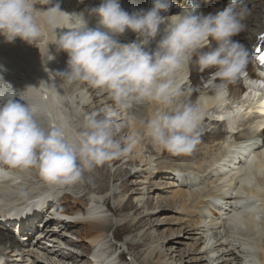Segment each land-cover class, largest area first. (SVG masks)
<instances>
[{"label": "bare ground", "instance_id": "6f19581e", "mask_svg": "<svg viewBox=\"0 0 264 264\" xmlns=\"http://www.w3.org/2000/svg\"><path fill=\"white\" fill-rule=\"evenodd\" d=\"M125 1L138 3L140 0ZM195 2L194 14L206 16L223 10L229 1L195 0ZM100 3L101 0H52L51 5H44L41 0H36V8L46 9L59 4L61 11L82 12L85 19L92 23L91 27H94L97 18L90 14V9L99 6ZM119 3L122 8L123 0H119ZM245 3L248 11L242 20L243 30L231 39L249 52L257 35L264 31V0H245ZM189 6V0H170V10L162 16L179 14ZM37 17L42 25V34L33 44L20 38L9 43L0 36V77L11 88L20 87L14 99L19 101L22 93L27 102L38 108L37 118L42 126L48 127L50 124L63 122L70 137L83 130L85 115L95 112L99 117H103L111 110L115 113L113 119L117 125L115 138L121 141L122 146H127L129 143L132 146L128 152L109 161L110 168H116L114 172L110 169L113 175L107 173L100 175L99 170L107 172L108 169L104 162L91 170H85L79 181L69 185H51L43 180L35 169H10V175L0 178V264H122L115 263V256L109 252L111 248H106L105 245L108 234L113 228H116L117 232L129 228L130 236L125 244L133 252L134 264L139 261L141 264H183L185 255L182 256L180 263L169 259L164 249L165 245L163 246L156 237L151 222L146 223L145 218L151 214L149 207L152 206L153 201L158 203V208L169 210L171 213L169 220L178 226L172 235L181 234L177 241H190L184 243L187 247V251L184 250L186 257H190L189 263L240 264L244 261L239 256L240 249L243 248L247 254V264H250L251 249L255 251V256L261 264H264V219L262 221L260 218L256 219L253 214H248V226L240 229L235 226V216L231 215L233 211L237 215L243 213L244 211L240 209L245 204L242 207L238 206L243 201L246 203L250 198H254L253 203L257 202L264 210V102H251L258 95L260 97L264 89L250 79L252 84L254 83L253 87L247 86L244 80L248 79H241L238 76L235 81L225 82V94L222 99H217L214 88L207 82L210 73L215 69L201 73L194 63L186 65L176 73L175 78L182 82L183 95L174 103L199 104L204 111L198 127L199 142L192 150L190 164L185 167L194 177L184 175L183 168H176L172 162V169L159 167L155 171V168L151 167L147 170L150 164L155 163L153 156L162 158L169 155V152L154 145L151 146L153 150L149 158H143L144 153L141 149L145 140L151 138L147 135L146 123L155 112L166 110L167 106L154 100L131 99L126 102V107H120L107 91L94 88L87 82H68L66 78L60 77L56 72L67 70V53L58 51L56 45L52 43L54 32L45 23L41 12L38 11ZM160 27L165 25L162 24ZM55 31L59 34L67 29L58 28ZM162 35L161 30L160 35L149 44V50H152L150 45L155 40L159 41ZM115 39L120 43H129L137 40L138 37L136 34L132 38L123 39L121 34ZM212 46L215 47V42ZM249 54L251 57L253 52ZM248 62V68L251 70L253 63L252 61L250 63V59ZM215 83L221 82L217 80ZM2 92L7 93L5 89L0 90V93ZM220 119L226 121L228 128L253 132L255 137L249 139L250 137L243 135H234L230 140L222 130L221 124L216 126ZM206 124L214 126V129L221 127L218 133L211 136L210 143L215 149L207 142L210 134L202 132ZM139 131L142 132V137L137 135ZM229 131L231 132V129ZM249 150L252 151L247 152ZM215 151L217 153H214ZM244 153L249 156L248 160ZM238 154H242L250 165L257 154L262 161V164L259 162L260 173L252 172L246 176L244 190L233 189L229 182L244 168L242 165L234 166L238 161ZM171 156L172 159L180 156L179 161H186L185 154H171ZM246 167L250 168L247 164ZM224 169L229 172L222 177L219 172ZM145 171L150 182L132 185L126 183L127 178L134 179ZM177 175L179 182L175 185L172 180H175ZM199 176L207 184L201 182ZM213 176L219 178L212 181ZM167 177V180L172 181L170 185L166 182L156 183L158 179ZM119 182H122V186L114 189L115 183ZM130 186L141 187V190H135L138 196L132 201L127 197L128 194L123 195L129 190L132 191ZM219 187L223 191L220 195L217 193ZM227 189L234 191L231 193ZM42 194H48L50 197L62 195V201L67 209L66 220L50 221L45 225V230L35 235L34 226L37 219L31 224L32 227L21 229L19 231L21 235L23 234L21 241L18 239L14 242V239H10L6 234L15 236L12 227L16 226L11 224L4 228L7 224L2 218L12 210L23 213L31 206L30 200ZM214 200L221 203L219 211L223 210L227 215L230 214L231 219L227 215L221 217V213L212 209L210 214L195 210ZM37 201L42 200L38 198ZM111 201L114 205L117 204L114 208L117 213L110 210ZM80 206H82L81 210ZM129 209L136 214L138 211L140 213L129 221L127 219L115 221L108 215L110 211L120 215ZM208 217L210 219L205 220ZM122 221L126 225L121 226ZM148 225L149 228L146 229ZM209 230H216V234L211 235L212 231ZM209 239L212 241L210 245L207 243ZM58 243L72 245L77 251H64ZM147 243H150V246ZM144 247H146L144 253L138 256L137 250ZM85 252L90 253L89 259L86 258ZM30 254L34 256L31 255L30 258ZM124 257V255L120 256L122 259Z\"/></svg>", "mask_w": 264, "mask_h": 264}, {"label": "clouds", "instance_id": "9594fccd", "mask_svg": "<svg viewBox=\"0 0 264 264\" xmlns=\"http://www.w3.org/2000/svg\"><path fill=\"white\" fill-rule=\"evenodd\" d=\"M41 3L51 5L52 0ZM189 5L166 17L160 13L168 11L170 0H153L150 10L134 14L122 10L119 0H101L90 9L97 18L93 28L82 12L61 11L59 4L38 10L36 0H0V36L9 43L20 38L33 44L42 34L37 17L41 12L54 32L52 43L68 56L67 70L56 74L68 82H87L107 91L120 107L131 99L165 104L166 110L155 112L146 123L147 135L164 151L187 154L199 142L204 111L199 104L174 103L183 95L176 73L191 63L201 73L215 69L207 82L217 99H222L225 82L242 75L250 59L249 52L231 39L243 30L248 11L245 0H229L223 10L206 16L194 14L192 0ZM162 24L163 35L155 49L149 50ZM58 28L67 31L57 34ZM126 30L138 39L118 42L115 37ZM217 80L221 83L216 84ZM0 81L8 85L2 77ZM15 96L12 90L10 95L0 93V178L10 175V169H35L51 185H69L79 181L85 170L131 149V143L122 146L115 138L117 125L111 110L103 117L95 112L85 115L83 130L70 137L63 122L42 126L38 108L22 93L19 101Z\"/></svg>", "mask_w": 264, "mask_h": 264}, {"label": "rangeland", "instance_id": "374dc122", "mask_svg": "<svg viewBox=\"0 0 264 264\" xmlns=\"http://www.w3.org/2000/svg\"><path fill=\"white\" fill-rule=\"evenodd\" d=\"M223 1H226V2H228L229 0H223ZM218 7V6H217ZM244 82L247 84V86H251V87H253V84H252V82L251 81H246V80H244ZM246 111V110H245ZM246 112H248V111H246ZM222 118V117H221ZM221 121H217L218 122V124L216 125V126H219V124H221V127H222V130L224 131V132H226V135L228 136V138L230 139V138H232L234 135H240L241 134V131L242 130H239V131H236V129L235 128H228L227 126H226V121H223V119H220ZM208 127H211V126H209V124H206V127L204 126V130L202 131L204 134L207 132L208 134H210V135H208L209 136V138L207 139L208 141V143L210 144V145H213L212 143H210V140H212V135H214V134H216V133H218L219 132V130H221V127L220 128H218V129H214V126H212L210 129H207ZM229 129H231V132L229 131ZM228 132V133H227ZM204 134H202V135H204ZM139 137H142V132L141 131H139L138 132V134H137ZM145 144H144V146L141 148L142 150H143V158H145V157H147V158H149V154L151 153V151L153 150L152 149V147L151 146H154V145H156L154 142H153V140L151 139V138H148V139H146L145 140V142H144ZM194 148H196V146L194 147ZM213 149H215V147H214V145H213ZM168 153V152H167ZM214 153H217L216 151L214 152ZM185 157L188 159L187 161H184V163H186L187 165H189L190 164V160H191V158H192V152L191 153H187V154H185ZM153 160L155 161V163H153V164H150L149 165V167H148V169L147 170H149V168H155L154 170L155 171H157L158 170V168L159 167H169V168H171V162H173V161H175L174 159H172V156H171V153H169V155H167L166 157H162V158H160L159 156L157 157V156H153ZM106 163V165H107V167H108V169H107V172L106 171H102V170H99V172L101 173L100 175H105V173H107V174H112L111 173V171H115L116 170V168L115 167H111L110 168V163H109V161H106L105 162ZM177 167H181V168H183L182 169V171H183V173L187 176H192V177H194L192 174H190V172H189V170H186L185 169V167H186V165L185 166H180V164H178L177 165ZM197 167V166H196ZM133 168L134 169H137V167L136 166H133ZM110 169H112L111 171H110ZM172 169V168H171ZM146 170V171H147ZM146 171L144 172V173H142V175L141 176H137L136 178H134V179H128L127 178V180H125L126 181V183L127 184H129L130 183V185H132V184H134V183H138V184H140L141 182L142 183H148V182H150L149 180H147L148 179V175L146 174ZM220 174V176H225V174L223 173V172H220L219 173ZM113 175V174H112ZM219 177H212V181H216L217 179H218ZM165 180H167L168 179V177L167 178H164ZM164 179H158L157 181H156V183H162V182H166V183H168V185H170L171 184V180L169 181V180H167V181H165ZM130 180V181H129ZM199 180H201V182H204L203 181V178L201 177V176H199ZM211 181V180H210ZM170 182V183H169ZM205 184H207L206 182H204ZM215 186H216V184L215 183H213ZM159 185V184H158ZM115 188L114 189H117V187L118 188H120L121 186H122V182H119V183H115ZM142 188H144V187H142ZM130 189H132V191H130L129 190V192L128 193H125V194H123L124 196H126L127 194H128V198H131V200L130 201H132V199L133 198H135V197H137L138 196V194L136 193V191L135 190H137V189H140L141 190V187L139 188V187H137V188H135L134 186H130ZM206 190H208V189H205V191ZM223 191H222V188H218V194L220 195L221 193H222ZM234 202V201H233ZM219 204V203H218ZM117 205V204H116ZM116 205H114V202L113 201H111V203H110V206H109V208H110V210L112 209L113 211H114V208H116L117 206ZM159 206H158V203H156L155 201H153V204H152V206H150L149 207V211H150V216H147L146 218H145V220H146V223H150L151 222V227H153L152 229H155V233L157 234V238L161 241V244L164 246V249L166 250V253H167V255H168V257H169V259H172V261H179L178 263H180V261H181V258H182V256H184L183 257V264H192V263H189L188 261H189V258L188 257H186V251H187V247H186V243H188V242H190V241H188V240H185V241H183V242H180V241H177V238H180V235L181 234H176L175 236H173L172 235V233H173V231L174 230H176V229H178V226L174 223V222H171L170 220H169V218H170V216H171V213L169 212V210H165V209H162V208H158ZM201 207H199V208H197V209H195L196 211L197 210H199ZM79 209L81 210L82 209V206H80L79 207ZM109 210V211H110ZM136 210V209H135ZM108 211V210H107ZM133 210H131V209H129L128 211H124V212H122L120 215L119 214H117V215H115V214H113V213H110V212H108L109 214V217L112 219H114L115 221L116 220H125V219H127V221H129V219H131V218H135L136 217V215H138L139 213H140V211H138V213L136 214L135 213V211H133ZM114 212H116V211H114ZM218 212L219 213H221L222 215H224L225 217H226V215H227V213L225 212V214H224V211L222 210V211H219V208H218ZM117 213V212H116ZM233 213H234V211H233ZM230 215V214H229ZM229 215H227L228 217H229ZM167 217V218H166ZM259 218H260V220L262 219V221H263V219H264V210H261L260 211V215H259ZM154 220H156V221H154ZM167 222V223H166ZM171 222V223H170ZM161 223V224H160ZM173 223V224H172ZM206 223H209V222H206ZM172 224V225H171ZM209 224H211V223H209ZM37 225H38V230H37V232L36 233H41L42 231H43V225H41L39 222H37ZM40 225V226H39ZM124 225H126L125 224V222H123L122 221V223H121V226H124ZM80 226H82V225H80ZM79 226V227H80ZM41 230H40V229ZM149 228V225L146 227V229H148ZM209 228H211L210 226H209ZM15 231H16V228H13ZM36 229H37V226H36ZM210 232L212 231V233H211V235H215L216 234V230H209ZM129 228H126V231H124V230H120V232H117L116 231V228H113L110 232H109V234H108V238H107V240L105 241V245H106V248H111V250L109 251L111 254H113L114 256H115V260H116V262L115 263H118V262H121L122 264H134L133 263V252L132 251H130V249H129V247H127V245L125 244L126 243V241H128V236H130V234H129ZM163 233V234H162ZM179 235V236H178ZM172 238V239H171ZM58 239V238H57ZM166 239V240H165ZM14 242H17L16 240L14 241ZM185 243V244H184ZM66 243H58V245L59 246H62V250H64V251H67V252H69V251H74V250H76L77 251V249H76V247L75 248H73L72 247V245H68V244H66ZM149 246H150V243H147ZM148 246V247H149ZM176 246V247H175ZM181 246V247H180ZM184 246V247H183ZM146 247H144V248H141V249H139V250H137V252H136V254L138 255V256H141L143 253H144V249H145ZM184 250H186V251H184ZM236 250H238V248H236ZM78 251H79V249H78ZM175 251V252H174ZM184 251V252H183ZM243 251V252H242ZM240 252L241 253H239V256H241V257H246L247 258V254H246V252H245V250L243 249V248H241L240 249ZM88 254H90V253H88ZM88 254H86V252H85V256H87L86 258H88L89 259V257L90 256H88ZM31 255L32 254H30V258H31ZM121 255H124L125 257H124V259H122V258H120V256ZM133 255V256H132ZM170 255V256H169ZM32 256H34V255H32ZM216 257H217V255H216ZM93 258V255L91 256V259ZM258 258V257H257ZM174 259V260H173ZM135 264H141V261H139L138 263H136L135 262ZM204 264V263H203ZM240 264H245L244 263V261L242 262V263H240Z\"/></svg>", "mask_w": 264, "mask_h": 264}, {"label": "snow or ice", "instance_id": "6c2138e0", "mask_svg": "<svg viewBox=\"0 0 264 264\" xmlns=\"http://www.w3.org/2000/svg\"><path fill=\"white\" fill-rule=\"evenodd\" d=\"M262 39H264V37H262ZM256 53L259 62L261 63V65H264V49H257Z\"/></svg>", "mask_w": 264, "mask_h": 264}]
</instances>
